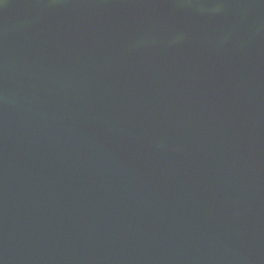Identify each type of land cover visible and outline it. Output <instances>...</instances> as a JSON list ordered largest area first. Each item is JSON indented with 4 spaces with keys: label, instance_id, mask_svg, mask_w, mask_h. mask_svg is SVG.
<instances>
[{
    "label": "water",
    "instance_id": "obj_1",
    "mask_svg": "<svg viewBox=\"0 0 264 264\" xmlns=\"http://www.w3.org/2000/svg\"><path fill=\"white\" fill-rule=\"evenodd\" d=\"M0 264H264V0H0Z\"/></svg>",
    "mask_w": 264,
    "mask_h": 264
}]
</instances>
